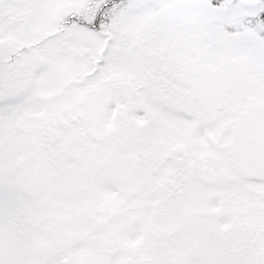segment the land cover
I'll list each match as a JSON object with an SVG mask.
<instances>
[{
  "label": "snow or ice",
  "instance_id": "obj_1",
  "mask_svg": "<svg viewBox=\"0 0 264 264\" xmlns=\"http://www.w3.org/2000/svg\"><path fill=\"white\" fill-rule=\"evenodd\" d=\"M0 264H264V0H0Z\"/></svg>",
  "mask_w": 264,
  "mask_h": 264
}]
</instances>
